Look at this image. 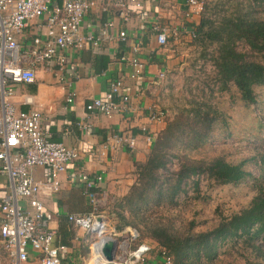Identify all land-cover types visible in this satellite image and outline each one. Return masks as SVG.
I'll return each mask as SVG.
<instances>
[{
  "label": "crops",
  "instance_id": "0c3cea01",
  "mask_svg": "<svg viewBox=\"0 0 264 264\" xmlns=\"http://www.w3.org/2000/svg\"><path fill=\"white\" fill-rule=\"evenodd\" d=\"M115 1L98 0L84 16L82 25L84 34L98 35L105 23L113 21L114 26L110 28L112 38L85 50L70 48L65 51L68 62L63 70L58 69L54 62L36 64L35 82L15 87L18 108L39 110L43 116V130L50 139L64 142L80 153L79 159L59 175V190L39 195L50 226L55 231V244L67 246L60 254L62 264H89L94 245L104 236L80 227L68 218L70 214L87 215L95 210L77 177L80 167L90 175L103 177L96 207L107 220V234L115 230L113 236L118 241L130 238L129 225L121 230L117 228L113 219L114 209H117L115 205L128 193L138 176L135 163L147 160L152 141L166 125L170 116L166 95L171 92L174 80L186 68L189 59L201 60L196 56L200 51L198 44L186 32L200 22L201 16L187 17L189 8L186 0H141V7L130 5L128 18L123 9L115 7ZM156 26L167 33V44L159 43ZM122 30L127 32L126 39L119 36ZM33 37V29H26L20 41L23 46H28L33 43ZM133 58L145 64L139 74L131 63ZM101 59L108 60L104 69L100 68ZM99 68L100 71L97 70ZM118 79H122L124 91L130 96L128 107L112 116L88 112L86 103L105 95L111 82ZM67 80L72 81L70 89L76 92L73 102L67 101ZM23 95H31L34 103L23 104ZM152 111H163L165 117L162 120L151 119ZM81 121L89 122V130L79 127ZM113 135L135 138L136 147L115 141L111 138ZM149 136L151 140H148ZM29 170L39 181H51L49 167ZM6 180L7 177H0V182ZM143 241L154 247L150 258L157 263L160 257L156 253V242ZM139 242L133 240L132 245ZM1 252L0 257L5 259L6 254ZM40 255V252L29 249V259L22 264H42Z\"/></svg>",
  "mask_w": 264,
  "mask_h": 264
},
{
  "label": "built area",
  "instance_id": "2783aa9c",
  "mask_svg": "<svg viewBox=\"0 0 264 264\" xmlns=\"http://www.w3.org/2000/svg\"><path fill=\"white\" fill-rule=\"evenodd\" d=\"M98 0H0V264H22L29 259V249L40 252L42 264H62L60 254L67 248L64 244H55V231L51 228L49 217L40 193L58 191L59 175L68 169L80 157L79 151L64 142L51 140L42 127L43 116L36 109H21L17 106L16 85L33 83L37 77L38 63L54 62L63 70L68 62L65 51L85 50L98 46L102 40L112 38L110 28L113 21L105 23L100 34H84L82 25L84 16ZM187 17L202 15V0H186ZM142 6L141 0H116L115 7L124 10L130 17V5ZM105 10L107 7H104ZM33 29V43L23 46L20 36L26 29ZM159 43L167 44V33L156 26ZM195 38L194 27L186 30ZM121 39L127 38L126 30L119 33ZM139 74L145 64L138 58L131 60ZM62 76V75H61ZM64 80V77H60ZM68 88L67 101L73 102L76 92L72 81H65ZM130 96L124 91L122 79L113 80L105 95L95 97L86 103L88 112H99L112 116L128 107ZM23 104L34 103L31 95L22 96ZM151 119L162 120L163 111H152ZM89 122H79V127L89 130ZM115 141L126 142L136 147L135 138L113 135ZM152 138L149 136L148 140ZM34 167H49L51 181H39L29 170ZM95 210L87 215H69V220L91 232L99 233L103 238L113 237L107 234V220L97 211L98 189L102 175H90L80 167L77 173ZM104 227L103 230L101 228ZM130 229V238L118 241L117 251L112 264H173V258L165 249L158 248L160 260L155 263L150 258L154 247L147 241L134 246L132 241L139 240L140 233ZM114 233V234H113ZM102 241V240H101ZM95 264H106L103 242ZM156 250V248H155ZM73 264V263H69Z\"/></svg>",
  "mask_w": 264,
  "mask_h": 264
},
{
  "label": "trees",
  "instance_id": "16d2710c",
  "mask_svg": "<svg viewBox=\"0 0 264 264\" xmlns=\"http://www.w3.org/2000/svg\"><path fill=\"white\" fill-rule=\"evenodd\" d=\"M231 3L233 8L229 13L228 10L202 13L200 22L194 26L197 35L194 39L202 49V56L214 62L220 89L235 87L241 100L250 106L258 103L255 87L264 86V0H234ZM240 44L246 50L238 49ZM106 63L108 60L101 59L100 68L104 69ZM189 104L167 119L165 127L152 141L147 160L135 163L138 176L128 193L115 205L113 216L118 218L117 228L134 227L140 233V241L147 237L157 242V247L172 256L173 264L216 261L219 247L235 238H245L252 254L260 259L264 255L259 242L264 237L262 185L257 187L248 206L231 215H222L215 226L204 231L193 232L195 220L181 230L172 218L165 221L152 218L151 214L164 205L171 208L178 204L177 199L186 191L194 175L204 174L213 185H239L251 178L258 179L247 165L249 158L234 162L224 155L192 157L190 152L215 140L214 131L223 113L206 100L192 99ZM260 121L264 125V115ZM260 156L264 163V151ZM175 158L179 159V168L171 171L168 165ZM254 159L257 163L258 157ZM191 182L195 189L199 188L197 178ZM246 264L260 262L248 259Z\"/></svg>",
  "mask_w": 264,
  "mask_h": 264
},
{
  "label": "rangeland",
  "instance_id": "374dc122",
  "mask_svg": "<svg viewBox=\"0 0 264 264\" xmlns=\"http://www.w3.org/2000/svg\"><path fill=\"white\" fill-rule=\"evenodd\" d=\"M202 1L204 5L202 13L217 10L221 13L223 10L224 12L228 10L227 13H229L233 8L231 2L234 0ZM199 49L196 56L201 60L189 59L186 68L182 69L177 80H174L175 84L172 85L171 92L166 95L167 103L170 105L168 118H173L181 108L189 107L192 99L206 100L214 104L223 113L214 131L215 140L204 147L193 150L190 154L196 158L224 155L234 162L249 158L247 165L258 179L251 178L239 185H213L204 174L194 175L191 180L198 179V189H195L190 180L186 191L177 199L178 204L175 207L170 208L169 205H164L151 214L156 221L159 218L164 221L172 218L176 227L181 230L187 228L190 222L195 220L196 226L193 232L210 229L219 222L222 215H231L248 206L257 193V187L259 185L264 187V163L260 156V153L264 151V125L260 121L264 115V86L255 87L258 103L246 105L235 87L229 90L220 89L214 62L211 59L206 60L202 56L201 47ZM238 49L246 50V47L240 44ZM255 157H258L257 163ZM179 164V159L175 158L168 167L171 171H175L179 168ZM113 219L117 224L118 218L115 219L113 216ZM145 240L151 239L146 237ZM259 242L262 243L264 249V237H261ZM157 246L156 242L158 249ZM219 250L216 261L208 264H246L248 259L258 260L260 264H264V255L257 259L252 254L251 248L246 245L245 238L225 241Z\"/></svg>",
  "mask_w": 264,
  "mask_h": 264
},
{
  "label": "water",
  "instance_id": "95a60500",
  "mask_svg": "<svg viewBox=\"0 0 264 264\" xmlns=\"http://www.w3.org/2000/svg\"><path fill=\"white\" fill-rule=\"evenodd\" d=\"M103 242V255L107 260L106 264H112L117 251L118 240L113 237H105L102 239Z\"/></svg>",
  "mask_w": 264,
  "mask_h": 264
},
{
  "label": "bare ground",
  "instance_id": "6f19581e",
  "mask_svg": "<svg viewBox=\"0 0 264 264\" xmlns=\"http://www.w3.org/2000/svg\"><path fill=\"white\" fill-rule=\"evenodd\" d=\"M104 229V227H102L101 228V230H103ZM98 251H99V249L97 248V246L96 245H94V247H93V251H92V253H90V255H91V260L89 261V264H95V261L98 259V257H99V255L97 254L98 253Z\"/></svg>",
  "mask_w": 264,
  "mask_h": 264
}]
</instances>
